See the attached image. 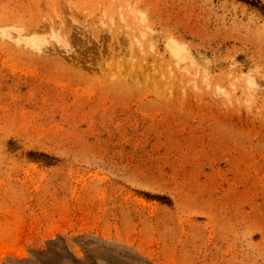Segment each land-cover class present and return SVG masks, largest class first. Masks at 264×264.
Listing matches in <instances>:
<instances>
[{"label": "rangeland", "instance_id": "obj_1", "mask_svg": "<svg viewBox=\"0 0 264 264\" xmlns=\"http://www.w3.org/2000/svg\"><path fill=\"white\" fill-rule=\"evenodd\" d=\"M0 264H264V0H0Z\"/></svg>", "mask_w": 264, "mask_h": 264}]
</instances>
